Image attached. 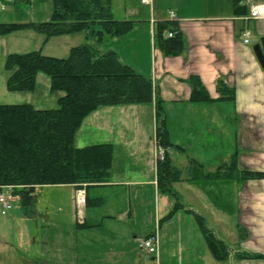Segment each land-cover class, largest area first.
Here are the masks:
<instances>
[{
    "label": "crops",
    "instance_id": "0c3cea01",
    "mask_svg": "<svg viewBox=\"0 0 264 264\" xmlns=\"http://www.w3.org/2000/svg\"><path fill=\"white\" fill-rule=\"evenodd\" d=\"M149 1L151 17L125 18L134 20L132 30L119 37L105 35L102 44H106L103 49L115 50L125 63L151 78L163 104L168 101L189 108L179 116L182 120L178 127L168 123L173 143L184 148L168 150L173 165L186 167L195 159L214 169L237 151L241 168L264 171V68L253 51L254 44L264 36V18L251 17V7L264 4V0H243L244 14L234 13V0H217L219 3L213 4L211 10L208 8L212 5L207 2L208 12L204 15L192 14L191 9L195 11L198 0H176V9L169 7V11L177 15L175 21L180 23L185 44L177 56H165L154 36L156 22L171 19L166 11L169 4L158 0L156 8V1ZM244 27L252 31L249 44L243 41ZM13 34L22 39L20 43L14 41L13 50L4 49V59L11 52L43 51L48 45H61L70 50L81 44H70L66 37L70 35L53 36L44 41L45 34L28 29L0 35V40L5 43ZM138 40L145 43L146 65L137 63ZM8 75L6 72L0 83V103H10L7 98L11 97L13 103L51 108L46 103L53 99L57 105L62 95L51 90L50 78L44 73L38 74L35 90L10 92L6 88ZM190 75L200 76L213 99L218 97L217 80L224 79L235 87L236 99L191 102V86L183 80ZM155 101L105 105L85 117L75 135V145L111 143L114 146L109 180L86 187L88 199H101L102 203L86 205L79 213L75 203L76 186L55 185L71 189L53 193L46 200L47 207L41 216L51 220L54 229L78 236L75 249L78 256L73 262L68 257L66 262L43 249L45 253L37 259V264H264L262 258L240 259L236 255L244 250L264 254V178L224 181L218 190V199L211 189L180 180L175 183V189L185 208L160 222L174 208L176 199L160 191L157 185ZM201 125L205 135H215L213 140L197 141L201 136L196 138L193 130ZM51 206L62 213L65 209L72 217L69 224L53 216ZM186 209L205 217L207 225L228 245V259L220 261L213 257L195 217ZM152 232L158 233V251L143 250L150 255L141 253L135 248L138 238ZM42 242L49 249L50 243ZM68 253L69 249L65 256Z\"/></svg>",
    "mask_w": 264,
    "mask_h": 264
},
{
    "label": "trees",
    "instance_id": "16d2710c",
    "mask_svg": "<svg viewBox=\"0 0 264 264\" xmlns=\"http://www.w3.org/2000/svg\"><path fill=\"white\" fill-rule=\"evenodd\" d=\"M243 0H234V13L244 14ZM49 20L40 22L0 23V35L19 30H35L53 36L86 32L91 42L72 46L66 57L45 54L42 50L11 52L4 66L9 73L6 88L10 92L35 90L37 76L50 78V88L62 92L57 105L36 108L31 103H0V186L12 185L8 192L19 197L23 213L35 214L37 186L73 184L85 187L107 182L111 175L114 146L111 143L75 145V135L87 115L105 105L148 104L155 101V138L165 150L164 160L156 163L157 185L170 193L175 206L160 222L168 220L185 208L175 189V183L188 180L203 189H211L215 198L224 181H246L264 178V171L241 168L238 152L214 169L195 159L185 167L173 165L169 149L184 150L173 143L163 100L153 80L132 65L125 63L118 52L101 48L105 35L122 36L132 30L134 20L116 19L112 0H53ZM96 24L101 29L95 30ZM173 32V36H167ZM155 41L165 56L180 55L185 47L180 23L175 20L156 22ZM191 86L190 101L204 103L236 99V89L224 79L216 82L218 97L213 99L198 75L183 79ZM4 190V189H3ZM101 199H88L86 205H100ZM193 214L216 260L229 258L228 245L220 239L195 210ZM237 257L262 258L263 253L238 251Z\"/></svg>",
    "mask_w": 264,
    "mask_h": 264
},
{
    "label": "rangeland",
    "instance_id": "374dc122",
    "mask_svg": "<svg viewBox=\"0 0 264 264\" xmlns=\"http://www.w3.org/2000/svg\"><path fill=\"white\" fill-rule=\"evenodd\" d=\"M156 8L158 0H155ZM163 1V0H161ZM176 0H166L165 3L169 4L168 15L170 16L169 7L171 9H176L174 7V3ZM191 1V0H182V2ZM212 6L208 8L212 9L213 4H218L217 0H198L195 3L194 10L192 14L204 15L207 14L209 5ZM150 3H145L142 0H112V11L113 16L116 19H125V18H136V17H151L150 16ZM221 9H224V4L220 3ZM54 8L53 0H0V23H13V22H40L49 20L52 11ZM159 15L156 14V17ZM95 30L101 29L100 24H96L94 26ZM68 37L70 44H83L86 42H91L92 39L88 37L86 32H80L76 34H69ZM22 39L18 34H13L8 36V40L3 43L0 40V83L5 76L7 70L4 66V52L5 50H13V45H16L14 41L20 43ZM134 42L136 40L133 39ZM131 43H133L131 41ZM139 43V44H138ZM138 49H137V63L146 65L147 60V51L144 47L145 43L142 40H138ZM61 44V43H60ZM106 44L101 43V48H104ZM121 45V44H119ZM120 47V46H119ZM45 54L57 57H66L69 53V49H64L63 46H46L42 51ZM217 89V88H216ZM8 102L13 103V98H7ZM2 102V101H0ZM45 104V103H44ZM56 101L53 99L46 103V106H55ZM164 112L167 116L174 115L175 118L169 117L167 118V122H172L173 125L178 127V123L182 120L179 116L182 114V111L189 109L187 106H183V104H174L172 102L165 101L163 104ZM189 114V112H188ZM168 117V116H167ZM200 122V120L198 119ZM169 127V126H168ZM199 139L197 141L206 143L207 141H211L214 139L215 135L209 136L205 135V129L203 126H199V128L193 130ZM203 133V134H201ZM193 134V135H194ZM198 134V135H197ZM196 147L200 148L198 143L196 142ZM185 167V166H182ZM181 167V168H182ZM186 168V167H185ZM207 169H210L206 166ZM248 169V168H246ZM211 170V169H210ZM253 170V169H250ZM71 188H62L55 185H44L38 186L35 190V214L33 216H27L23 213L19 197L15 196L11 198V202L13 207L8 211L7 214L1 213V205H0V264H37V259L41 257L45 252H49L53 257L57 259H62L68 262V257L70 261L75 256H78L76 249V238L78 236L72 235L68 236L66 234L67 230L58 231L54 229L53 222L51 220L43 219L42 213L46 210V200L50 197L52 198L53 193L57 191L69 192ZM200 191V190H199ZM50 213L53 216L60 217V219H64L68 224L70 222L69 213L64 209L63 213L53 210V207L50 208ZM32 217V218H31ZM210 220V219H209ZM43 240H47L50 243L49 249L46 245H43ZM136 244V243H135ZM52 248V249H51ZM65 248V249H64ZM136 249H138L141 253L149 254L143 249H139L136 244ZM69 249V253L65 256L66 251ZM150 255V254H149ZM153 255V254H151Z\"/></svg>",
    "mask_w": 264,
    "mask_h": 264
},
{
    "label": "built area",
    "instance_id": "2783aa9c",
    "mask_svg": "<svg viewBox=\"0 0 264 264\" xmlns=\"http://www.w3.org/2000/svg\"><path fill=\"white\" fill-rule=\"evenodd\" d=\"M145 3H150L149 0H142ZM171 17L176 19V14L171 11ZM251 17L264 18V4L253 5L251 8ZM250 18V17H246ZM169 37L173 36V32H168ZM252 32L248 27H245L242 36L244 43L248 44L251 41ZM157 160H164L165 150L162 147H158ZM76 191V206L81 213L86 205V184H82ZM13 188L12 185L0 186V205L1 213L7 214V212L13 207L11 202L12 196L8 193ZM4 189V190H3ZM138 247L140 249L147 250L148 252H157L159 247V237L157 232H152L146 237H140L138 239Z\"/></svg>",
    "mask_w": 264,
    "mask_h": 264
},
{
    "label": "water",
    "instance_id": "95a60500",
    "mask_svg": "<svg viewBox=\"0 0 264 264\" xmlns=\"http://www.w3.org/2000/svg\"><path fill=\"white\" fill-rule=\"evenodd\" d=\"M253 51L261 66L264 68V36L261 37L259 42L254 44Z\"/></svg>",
    "mask_w": 264,
    "mask_h": 264
}]
</instances>
